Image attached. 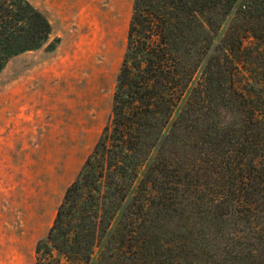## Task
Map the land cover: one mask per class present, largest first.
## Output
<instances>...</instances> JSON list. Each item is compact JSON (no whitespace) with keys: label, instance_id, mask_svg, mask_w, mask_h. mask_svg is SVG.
Instances as JSON below:
<instances>
[{"label":"trees","instance_id":"obj_1","mask_svg":"<svg viewBox=\"0 0 264 264\" xmlns=\"http://www.w3.org/2000/svg\"><path fill=\"white\" fill-rule=\"evenodd\" d=\"M228 16L264 40V0H133L111 114L36 244L35 264H90L95 247L96 264H182L161 221L180 191L196 187L197 143L214 150L221 170L243 173L215 208L230 213L252 188L264 192V46L238 89L226 65L246 63L244 36L231 26L217 34ZM50 33L26 0H0V74L18 55L53 52ZM261 252L250 250L245 264H264Z\"/></svg>","mask_w":264,"mask_h":264},{"label":"rangeland","instance_id":"obj_2","mask_svg":"<svg viewBox=\"0 0 264 264\" xmlns=\"http://www.w3.org/2000/svg\"><path fill=\"white\" fill-rule=\"evenodd\" d=\"M26 1L48 19L55 49L18 55L0 74V264H35L36 244L46 237L66 188L96 145L112 111L133 3ZM246 22L228 16L217 33L219 38L231 26L244 36L246 63L226 65L238 89L256 71L255 47L264 46L247 32ZM257 27L262 38L264 21ZM251 154L259 156L256 150ZM214 156L197 143L196 187L180 191L161 221L165 242L182 264H245L250 250L260 249L264 260V192L260 185L252 188L243 206L230 213L215 208L220 194L230 195L227 189L221 193L224 185L237 184L240 172L221 170ZM98 252L95 247L90 264H96Z\"/></svg>","mask_w":264,"mask_h":264}]
</instances>
